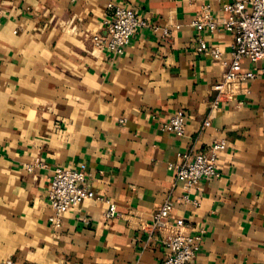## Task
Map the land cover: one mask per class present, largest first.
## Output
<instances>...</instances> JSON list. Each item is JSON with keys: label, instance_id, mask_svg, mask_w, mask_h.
Here are the masks:
<instances>
[{"label": "crops", "instance_id": "0c3cea01", "mask_svg": "<svg viewBox=\"0 0 264 264\" xmlns=\"http://www.w3.org/2000/svg\"><path fill=\"white\" fill-rule=\"evenodd\" d=\"M206 4L226 21L216 0L2 1L0 261L162 264L169 250L149 225L171 200L173 217L204 233L200 263L264 264V61L244 60L255 78L218 100L235 36L203 34L222 60L198 51L193 21ZM121 5L148 25L116 54L95 47ZM180 110L184 135L164 129ZM216 142L221 175L188 188L179 153L209 154ZM37 160L44 166L29 172ZM81 164L95 197L64 213L57 231L53 171Z\"/></svg>", "mask_w": 264, "mask_h": 264}, {"label": "built area", "instance_id": "2783aa9c", "mask_svg": "<svg viewBox=\"0 0 264 264\" xmlns=\"http://www.w3.org/2000/svg\"><path fill=\"white\" fill-rule=\"evenodd\" d=\"M2 1L0 0V16L3 13ZM216 1L222 3L223 10L228 15L226 21L220 22L211 4H206L193 21V25L198 30V51L211 55L216 60H222L224 54L220 47L209 45L203 34L213 35L222 28L234 33L235 43L231 52L230 64L223 80L216 85V89L219 91L218 100H220L223 95L230 93L233 86L244 80L255 78L254 71H243L244 60L264 61V0ZM147 25V22L134 8L121 5L115 8L113 15L107 21L106 34H95L92 41L95 47L116 54L131 42L141 28ZM153 28L160 29L157 26ZM162 31L165 38L170 36L169 29L164 28ZM186 119L187 114L184 110L177 111L171 115L169 122L164 125V129L184 135ZM222 146L223 142H216L209 154L179 153V161L175 165L178 179L184 181L187 187L191 188L205 179L218 178L221 175L218 166V152ZM43 166L44 163L37 160L28 165L27 169L34 173L36 168ZM87 177L86 164L68 168L58 166L54 169L49 185L48 199L53 211L50 222L55 230L58 231L62 228L64 213L78 206L84 200L95 197V193L88 186ZM173 210L174 202L167 200L154 212L149 225L153 231L160 233L163 244L169 250V254L162 264H202L198 261V255L203 241V231L199 233L187 231L188 224L185 219L174 218ZM117 212V205L110 203L107 215L113 217ZM0 264H16V262L7 259L0 261Z\"/></svg>", "mask_w": 264, "mask_h": 264}]
</instances>
